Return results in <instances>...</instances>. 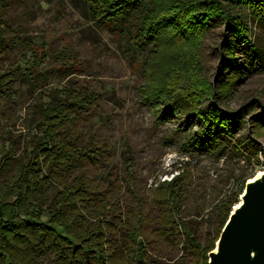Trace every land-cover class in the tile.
<instances>
[{
	"label": "rangeland",
	"instance_id": "rangeland-1",
	"mask_svg": "<svg viewBox=\"0 0 264 264\" xmlns=\"http://www.w3.org/2000/svg\"><path fill=\"white\" fill-rule=\"evenodd\" d=\"M71 1L15 0L7 11L8 24L31 37L35 45L48 48L51 55L36 70L37 75L45 77L40 90L19 80L12 86L14 95L10 99L0 98V200L10 203L15 199L8 193L12 191L18 164H25L35 138L40 135L41 99L52 89L74 85L97 95L74 129L79 144L92 137L107 148L105 159L96 156L92 163L71 173L73 178L85 174L92 185L85 195V209L78 207L74 210L78 219L68 220L70 224L74 222L72 229L80 231L76 241L89 250V258L95 257L87 260L81 254L85 264H108L106 256L113 248L119 255L126 252V222L134 212L135 200L143 197L150 204L153 189L178 179L180 218L195 236L214 240L222 231L218 214L222 205L233 194L238 195V203L245 184L264 169V21L246 8L240 12L248 39L260 59L258 68L243 51H237L232 71L226 69L228 59L223 43L229 39L230 30L222 20L210 22L197 48L184 47L187 54L195 56L199 77L218 92L215 98L199 103V109L214 104L223 113L240 112L241 121L233 137L225 136L218 143L203 146L195 139L203 123L186 106L179 104L176 112H169L156 122L162 106H145L139 98L144 84L140 55L133 53L116 32L97 25ZM173 1L206 4V0ZM63 49L75 53L81 63L72 66L67 76L54 56ZM28 59L29 53L16 50L0 55V74L11 71L15 65L20 69L28 67ZM231 76L234 78L230 87L220 90L223 81ZM37 174L50 179L46 165ZM62 191L61 185L51 182L38 201H29L37 203L42 222L60 209ZM159 209L154 205L145 209L151 232L139 240L149 256L146 262L186 263L187 256L173 236L160 235L155 220L161 216ZM98 210L103 212L102 223L95 220ZM99 231H103V236L98 237ZM216 244L217 241L215 248ZM34 247L38 254L22 255L21 259L32 258L35 264L56 263L52 248Z\"/></svg>",
	"mask_w": 264,
	"mask_h": 264
},
{
	"label": "trees",
	"instance_id": "trees-1",
	"mask_svg": "<svg viewBox=\"0 0 264 264\" xmlns=\"http://www.w3.org/2000/svg\"><path fill=\"white\" fill-rule=\"evenodd\" d=\"M14 1L0 0V55L13 50L29 53V65L21 69L15 65L11 71L0 74V98L6 99L14 95L12 86L19 80L40 90L45 77L37 75L36 70L51 55L48 48L35 45L31 37L8 24L7 11ZM71 2L97 25L116 32L133 53L140 55L144 84L140 88L139 98L145 106L154 109L162 106L157 123L169 112H176L179 104H182L203 123L201 131L195 135L201 145L218 143L225 136L233 137V131L241 121L240 112L223 113L214 104H208L202 111L199 109V103L215 98L218 92L207 80L199 77L195 56L187 54L184 47L194 45L197 48L210 22L222 20L230 30L229 39L223 43L224 55L228 59L226 69L232 71L237 51H243L254 67H260V59L248 39V29L240 12L246 8L255 18L264 21V0H206L205 5L173 0ZM54 56L64 76L72 70V66L81 64L72 51L63 49ZM232 78L234 76L223 81L220 90L228 89ZM96 97L95 93L85 89L82 91L73 85L52 89L41 99L40 135L35 138L25 164H18L12 191L8 193L15 199L10 203L0 200V264H35L32 258L28 261L21 259L22 255L38 254L34 246L52 248L57 256L55 264H85L81 254L86 255L87 260H95V257L89 258V250L76 241L80 231L72 229L74 222L70 224L68 220L78 219L79 215L74 210L80 206L85 209V195L92 186L85 174L73 178L71 173L86 163H92L96 156L105 159L107 154V148L97 144L92 137L79 144L80 139L74 132L76 124L85 118V112ZM44 165L49 169L50 179L39 178L37 174ZM51 182L63 188L60 209L42 222L37 203L30 204L29 201H38ZM178 183L179 179L171 183L164 182L159 188L153 189L150 204L143 197L135 200L134 212L126 222V252H120L119 255L113 248L106 256L108 264H156L155 261L146 262L149 256L144 243L139 240L140 236H147L151 232L148 226L150 218L145 213L147 205L160 207L161 216L155 219L159 233L164 237L173 236L177 246L187 256V262L183 264H208V254L215 249L214 243L218 241L221 231H218L214 240L194 235L190 226L180 218L177 202L181 184ZM237 196L233 194L219 210L221 230L231 208L238 201ZM102 214L98 210L94 215L97 223L103 222ZM97 235L103 236V231ZM117 256L122 257L120 262Z\"/></svg>",
	"mask_w": 264,
	"mask_h": 264
},
{
	"label": "water",
	"instance_id": "water-1",
	"mask_svg": "<svg viewBox=\"0 0 264 264\" xmlns=\"http://www.w3.org/2000/svg\"><path fill=\"white\" fill-rule=\"evenodd\" d=\"M208 264H264V169L245 184Z\"/></svg>",
	"mask_w": 264,
	"mask_h": 264
},
{
	"label": "bare ground",
	"instance_id": "bare-ground-1",
	"mask_svg": "<svg viewBox=\"0 0 264 264\" xmlns=\"http://www.w3.org/2000/svg\"><path fill=\"white\" fill-rule=\"evenodd\" d=\"M260 174H261V172H258L257 175H256V177H258ZM236 205H237V204H236ZM236 205H235V206H236Z\"/></svg>",
	"mask_w": 264,
	"mask_h": 264
}]
</instances>
